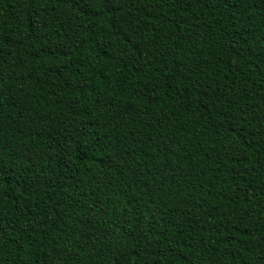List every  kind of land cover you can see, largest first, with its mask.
<instances>
[{"label":"trees","instance_id":"trees-1","mask_svg":"<svg viewBox=\"0 0 264 264\" xmlns=\"http://www.w3.org/2000/svg\"><path fill=\"white\" fill-rule=\"evenodd\" d=\"M0 264H264V0H0Z\"/></svg>","mask_w":264,"mask_h":264}]
</instances>
